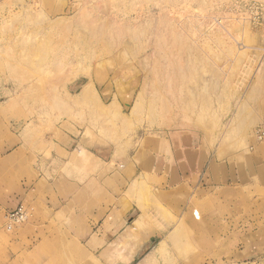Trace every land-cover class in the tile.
I'll use <instances>...</instances> for the list:
<instances>
[{"label":"rangeland","instance_id":"rangeland-1","mask_svg":"<svg viewBox=\"0 0 264 264\" xmlns=\"http://www.w3.org/2000/svg\"><path fill=\"white\" fill-rule=\"evenodd\" d=\"M253 2L264 3L0 0V104L16 102L10 129L37 137L68 132L77 148L82 138L115 144L158 133L180 115L211 118L220 131L237 110L263 111L264 15L250 11ZM86 86L92 95L85 97ZM262 127L251 132L259 143ZM45 166L43 177L53 181L59 168ZM261 174L254 195L260 203H223L218 194L195 192L186 205L163 206L150 194L142 229L165 232L134 237L139 249L117 264H230L232 251L250 240L260 246L255 261L264 264V169ZM21 203L28 219L8 227L5 211V231L29 221ZM257 212L259 231L245 235L254 230L247 218Z\"/></svg>","mask_w":264,"mask_h":264},{"label":"crops","instance_id":"crops-1","mask_svg":"<svg viewBox=\"0 0 264 264\" xmlns=\"http://www.w3.org/2000/svg\"><path fill=\"white\" fill-rule=\"evenodd\" d=\"M82 93L90 96L92 90L86 86ZM14 105L13 100L0 104V264L130 261L140 247L134 237L165 232L142 229L150 194L163 206L186 205L195 192L218 194L223 203H260L254 195L262 188L264 142L251 132L264 124V110H237L220 131L213 129L211 118L180 115L174 127L158 133L115 144L82 138L73 148L76 139L68 132L49 137L13 132L9 109ZM40 155L59 168L53 181L43 177L48 167L37 164ZM22 201L29 207V221L5 231V211ZM185 218L195 221L190 211ZM247 219L254 230L245 235L257 233L260 212ZM227 225L234 229V223ZM245 244L232 251L230 264H257L260 246L252 240Z\"/></svg>","mask_w":264,"mask_h":264},{"label":"built area","instance_id":"built-area-1","mask_svg":"<svg viewBox=\"0 0 264 264\" xmlns=\"http://www.w3.org/2000/svg\"><path fill=\"white\" fill-rule=\"evenodd\" d=\"M259 19L263 18L264 15V3L253 2L247 5ZM256 135L259 140L264 138V127L257 129ZM47 164V163H45ZM50 165V164H47ZM29 217L28 209L24 203L18 204L14 209L7 212L8 227H12L22 222H25Z\"/></svg>","mask_w":264,"mask_h":264}]
</instances>
